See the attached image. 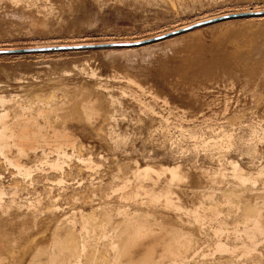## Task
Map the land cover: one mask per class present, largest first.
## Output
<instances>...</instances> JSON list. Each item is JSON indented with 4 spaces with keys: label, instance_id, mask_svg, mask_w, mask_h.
I'll return each instance as SVG.
<instances>
[{
    "label": "bare ground",
    "instance_id": "1",
    "mask_svg": "<svg viewBox=\"0 0 264 264\" xmlns=\"http://www.w3.org/2000/svg\"><path fill=\"white\" fill-rule=\"evenodd\" d=\"M53 1L0 22L51 35ZM243 29L0 84V264H264V29ZM67 43L28 49L95 45Z\"/></svg>",
    "mask_w": 264,
    "mask_h": 264
},
{
    "label": "rangeland",
    "instance_id": "2",
    "mask_svg": "<svg viewBox=\"0 0 264 264\" xmlns=\"http://www.w3.org/2000/svg\"><path fill=\"white\" fill-rule=\"evenodd\" d=\"M61 1L62 3L60 1V3H57V0L56 3L54 1L52 3V7L54 6L52 8L53 10H51L52 14L54 13L53 15L56 20L60 19L59 22L57 21L52 25V36L41 33L38 29H31V27L20 22V25H18V22L11 21L10 19H5L4 21L7 20L4 22L5 24L0 22V84L10 86L13 89L12 86L20 81L21 76H27L28 73V75L32 73L33 75H39V72L44 73L45 70V75L49 73L53 74V71L58 72L59 70H63L64 67H61L65 65L69 68L68 70H71L75 64V66L79 65V67L87 68L94 57L98 59L100 54H103V57L107 59V56H117L127 49L138 50V48L163 47L169 40L182 38L186 34L189 35L195 32H201L205 40L208 41L211 37H216L219 34L218 32H221V30L224 31L227 27L234 28L235 26V28H244L243 30L246 32L249 30L264 29V22L259 21V19L264 18V0ZM204 18L206 20H202ZM196 19L201 21L192 23L197 21ZM182 24L189 25L177 29ZM247 26L250 27L248 28ZM192 27L196 28L186 31ZM140 36L146 37V39L129 45L122 43L129 38ZM83 39L95 45L88 46L91 48L80 53H73L72 51H75V49L53 51L54 53H68L55 56H51L52 51H45V53L44 51H39L49 48L28 49L47 43L61 44L68 42L67 44H70L73 41H81ZM110 40L119 43L108 44L107 47H103L106 45H100L102 48L97 47L99 46L98 44L105 41L110 42ZM138 44L144 46L127 47L137 46ZM28 50L31 52L27 53ZM31 53L46 54V57L43 58L44 60L40 58V60L34 63L36 64L34 67H30L27 64V56ZM46 61L49 64L53 63V65L49 66ZM69 64L71 66H68ZM66 66L64 69L67 68ZM52 67L53 69H51ZM40 70L43 71L41 72ZM16 72L19 73L17 74ZM132 115L134 114L132 113ZM133 118L134 116L129 117L127 120L128 123L131 124L134 122L132 121Z\"/></svg>",
    "mask_w": 264,
    "mask_h": 264
}]
</instances>
